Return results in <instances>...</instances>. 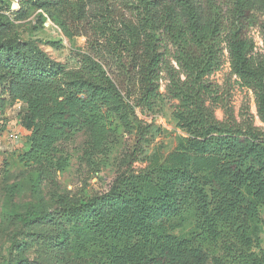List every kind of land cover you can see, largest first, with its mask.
<instances>
[{
    "label": "trees",
    "instance_id": "obj_1",
    "mask_svg": "<svg viewBox=\"0 0 264 264\" xmlns=\"http://www.w3.org/2000/svg\"><path fill=\"white\" fill-rule=\"evenodd\" d=\"M96 1L98 21L71 0H35L54 21L49 5L76 6L74 22H54L69 38L87 40L75 71L34 43L0 40V115L23 105L19 124L30 147L21 161L39 179L54 181L67 168L56 146L81 131L89 134L82 160L97 167L116 139L112 117L132 141L107 193L56 196L59 211L36 207L21 217L23 227L45 225L53 239L46 264H210L207 248L218 254L212 264H264V251H254L264 228V135L219 121L208 104L209 78L226 50L264 124V57H255L250 36L256 28L264 39V0H121L129 20L115 11L119 0ZM13 13L27 17L24 4ZM163 79L184 133L167 156L150 150L158 130L137 115L154 110ZM187 223L191 235L177 234ZM18 235L11 249L22 251Z\"/></svg>",
    "mask_w": 264,
    "mask_h": 264
},
{
    "label": "rangeland",
    "instance_id": "obj_2",
    "mask_svg": "<svg viewBox=\"0 0 264 264\" xmlns=\"http://www.w3.org/2000/svg\"><path fill=\"white\" fill-rule=\"evenodd\" d=\"M71 2L80 8L81 14L99 20L101 11L97 6L100 2L96 0ZM120 2L121 0L114 3L115 11L120 15L125 14L126 20L131 19L133 16L131 10L122 7ZM13 4L17 5L16 10H12ZM22 4L25 5L27 17L19 20L13 12H17ZM49 10L57 21L40 9L35 0H30V3L24 0H0V40L34 43L47 58L60 65L63 70L75 71L81 61V55L86 52L87 40L85 37L69 38L54 22H74L76 6L63 9L49 5ZM255 14L261 18V12L257 11ZM5 29L7 30L4 31ZM250 36L255 44V57H264V39L260 30L252 29ZM209 84L213 92L208 98V104L219 121L229 120L241 126H253L264 135V124L257 114L255 93L245 87L232 73L226 50L222 66L210 76ZM167 85L168 81L163 79L160 90L162 97L153 111L137 110L141 120L146 124H152L158 130L151 138L150 150L159 149L164 156L172 153L180 137L184 136L173 117L176 102L167 97ZM24 111L23 105L16 102L7 105L0 115V125L5 126L0 131V264H26L25 261L31 264H46L45 253L50 252L53 239L45 232V225L23 227L21 217L36 207L53 212L59 211L56 196L67 195L82 200L107 193L121 170L122 159L132 144L121 124L112 117L116 139L109 153L98 158L97 167L92 169L82 160L89 134L87 131H81L56 146L58 156L67 158V168L59 173L54 181L41 180L33 166L25 165L21 161L30 147L29 133L19 124L20 113ZM135 166L139 167L137 164ZM193 230V223H187L177 229L176 233L190 236ZM15 234H19L18 245H24L22 251L11 249V241ZM206 250L212 264V258L218 254L211 248ZM254 251L257 254L264 251L262 226L259 227ZM68 256L75 258L77 254L72 249Z\"/></svg>",
    "mask_w": 264,
    "mask_h": 264
},
{
    "label": "water",
    "instance_id": "obj_3",
    "mask_svg": "<svg viewBox=\"0 0 264 264\" xmlns=\"http://www.w3.org/2000/svg\"><path fill=\"white\" fill-rule=\"evenodd\" d=\"M17 9V5L16 4H13L12 5V10H16Z\"/></svg>",
    "mask_w": 264,
    "mask_h": 264
}]
</instances>
